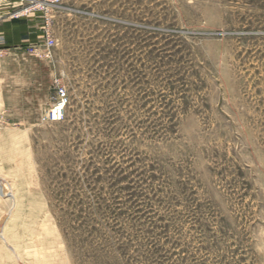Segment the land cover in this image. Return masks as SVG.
I'll return each instance as SVG.
<instances>
[{
    "label": "rangeland",
    "instance_id": "374dc122",
    "mask_svg": "<svg viewBox=\"0 0 264 264\" xmlns=\"http://www.w3.org/2000/svg\"><path fill=\"white\" fill-rule=\"evenodd\" d=\"M51 15L32 125L0 114V264H264V0Z\"/></svg>",
    "mask_w": 264,
    "mask_h": 264
},
{
    "label": "crops",
    "instance_id": "0c3cea01",
    "mask_svg": "<svg viewBox=\"0 0 264 264\" xmlns=\"http://www.w3.org/2000/svg\"><path fill=\"white\" fill-rule=\"evenodd\" d=\"M12 1L18 0H0V46L3 47L0 55V114H4L6 120L10 121L8 125L30 126L32 118L27 114L17 117V114L20 106L31 110V113L34 111L36 74L34 70L22 66L20 60L34 59V54H30L26 48L38 41L39 30L34 16L17 19L9 17ZM7 112L12 118L6 117ZM0 120H3L2 117Z\"/></svg>",
    "mask_w": 264,
    "mask_h": 264
},
{
    "label": "built area",
    "instance_id": "2783aa9c",
    "mask_svg": "<svg viewBox=\"0 0 264 264\" xmlns=\"http://www.w3.org/2000/svg\"><path fill=\"white\" fill-rule=\"evenodd\" d=\"M25 5L21 10H15L8 15L11 18H17L21 15H32L38 13L41 17V38L37 43H33L28 46L26 50L30 54H34L37 48H42V50H49L55 44L54 38L52 36L50 25L52 22V11L53 9L60 7L65 0H19ZM25 3V4H24ZM0 43H2V38L0 37ZM2 46H0V54L2 52ZM54 96L50 105L44 110L41 119L43 121L57 122L63 119L65 106L68 101L67 90L65 86L57 83L54 87Z\"/></svg>",
    "mask_w": 264,
    "mask_h": 264
}]
</instances>
